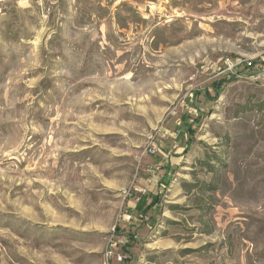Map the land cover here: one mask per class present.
<instances>
[{
    "label": "rangeland",
    "instance_id": "1",
    "mask_svg": "<svg viewBox=\"0 0 264 264\" xmlns=\"http://www.w3.org/2000/svg\"><path fill=\"white\" fill-rule=\"evenodd\" d=\"M263 71L264 0H0V264H264Z\"/></svg>",
    "mask_w": 264,
    "mask_h": 264
},
{
    "label": "built area",
    "instance_id": "2",
    "mask_svg": "<svg viewBox=\"0 0 264 264\" xmlns=\"http://www.w3.org/2000/svg\"><path fill=\"white\" fill-rule=\"evenodd\" d=\"M228 59L225 61L226 68L225 70L231 69L233 66H235L236 62H231V64H228ZM259 77L264 79V71L259 74ZM149 137L153 138L152 132L148 133ZM154 147L151 149L154 151ZM133 188H128L124 190L125 195H130L131 192L138 191L144 192L145 189L138 188L136 186H132ZM139 198L137 197L136 200ZM124 219L129 220L132 218L131 214H124ZM129 239L127 238V235L120 231L118 227H113L110 234L107 235V239L105 242V247L102 252V258H103V264H122L125 262L126 258L128 257L127 251L125 248L129 245Z\"/></svg>",
    "mask_w": 264,
    "mask_h": 264
},
{
    "label": "trees",
    "instance_id": "3",
    "mask_svg": "<svg viewBox=\"0 0 264 264\" xmlns=\"http://www.w3.org/2000/svg\"><path fill=\"white\" fill-rule=\"evenodd\" d=\"M214 86H215V90L218 91V90H219V86H220V82L215 83ZM186 147H188L187 144H186ZM146 199H147V198H146V196H144V195L138 199V201H137V203H136V207H137L138 210L145 212V209H144V207H145V206H144V203H145ZM151 201L153 202L154 199H151ZM150 203H151V202H150ZM150 203L147 205L148 208H149V206H151ZM128 247H129V245L125 248L126 251H127V248H128Z\"/></svg>",
    "mask_w": 264,
    "mask_h": 264
}]
</instances>
